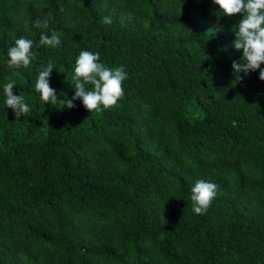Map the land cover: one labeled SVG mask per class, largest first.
<instances>
[{
    "label": "trees",
    "instance_id": "1",
    "mask_svg": "<svg viewBox=\"0 0 264 264\" xmlns=\"http://www.w3.org/2000/svg\"><path fill=\"white\" fill-rule=\"evenodd\" d=\"M242 18L213 0H0V264H264V81L233 71ZM53 31L60 46L40 45ZM21 37L36 59L9 68ZM82 51L124 66L117 105L41 100L49 62L59 99L75 95ZM199 180L217 185L203 215Z\"/></svg>",
    "mask_w": 264,
    "mask_h": 264
},
{
    "label": "clouds",
    "instance_id": "2",
    "mask_svg": "<svg viewBox=\"0 0 264 264\" xmlns=\"http://www.w3.org/2000/svg\"><path fill=\"white\" fill-rule=\"evenodd\" d=\"M219 6L223 15L233 16L243 14V18L234 28L235 40L233 47L242 50V61H233V71L239 73V80L242 79L240 73L248 74L259 70V79L264 81V0H213ZM51 17V12L47 13ZM103 22L111 24L110 17H105ZM49 20L37 19L36 28L47 29ZM25 30H28L29 21L24 22ZM40 45L58 47L61 44L60 34L53 31L49 37L47 34H41ZM34 42L24 37L15 40V46L8 50V67L27 68L37 54L32 50ZM100 54L90 51H82L77 60L74 69L73 81L75 95L71 99L60 100L56 90L50 86V75L54 69L52 62L39 71L38 79L35 84L36 91L40 93L43 102L51 105L59 103L69 109L76 105L74 100H82L84 107L89 111H100L103 108H110L117 105V102L124 96L123 82L128 78L124 66L121 65L115 69L106 67L98 62ZM88 85L94 86L91 90ZM15 82H9L4 85V94L6 96V106L13 110L16 119L26 116L29 111V105L25 103L24 97L15 95L13 89ZM217 185L212 182L199 180L192 188L191 202L192 210L198 215H203L211 206L212 200L216 196Z\"/></svg>",
    "mask_w": 264,
    "mask_h": 264
}]
</instances>
